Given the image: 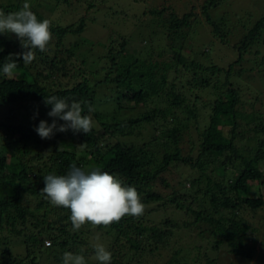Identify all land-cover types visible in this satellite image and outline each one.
<instances>
[{"label":"trees","instance_id":"1","mask_svg":"<svg viewBox=\"0 0 264 264\" xmlns=\"http://www.w3.org/2000/svg\"><path fill=\"white\" fill-rule=\"evenodd\" d=\"M216 1L211 0L210 5L204 7L205 10L213 7ZM88 6L94 7L92 3ZM21 8L20 2L7 5L0 3V10L6 14ZM166 10L169 12L168 8ZM206 14L208 22L224 40L226 34L221 32L223 22L217 23L207 11ZM172 16L177 19L172 24V29L187 27L188 30L195 14L191 12L179 18L172 13ZM85 26L86 23L83 21L76 28L67 27L59 30L51 27L50 30L61 39L59 43L63 44L68 35H81ZM263 38L264 17L252 28L244 31L238 46L235 47L239 52L238 61L235 63L245 65L250 62L246 56L252 54L250 52L255 45L264 49ZM123 39L122 50L117 54L112 55L110 52L107 55L110 65L103 67V70L108 71L103 79H98L100 71H95L92 83L83 72V82L57 90L46 84L51 78L50 72L39 71L38 78L30 71L33 62L25 65L22 57L16 59L18 69L14 77L9 79L4 76L2 68L9 55L12 54L15 59L17 54L25 50L21 46L17 49L10 42L5 44L0 41L2 49L0 75L9 79L10 87L16 91L5 96L0 94V106L10 107L9 118L15 123L5 124L0 120V128L5 130L3 135L8 140L4 149L0 151L1 260L9 256L8 245L14 237L24 239L26 245L29 242L33 247L43 246L39 253L47 264L46 258L51 261L53 249L56 247H60L58 250L68 249L69 239L76 244L82 241V244L87 245L89 240H97L99 236L97 241L110 247L112 242L125 238L139 254L143 242L147 243L151 247L150 251L154 253L160 248V244L163 247H169L172 242L178 245L177 234L199 226L201 228L205 226L197 235L202 243L195 246L194 254L190 258L191 263L215 264V255L220 250H226L238 257L254 258V240L258 229L243 217L242 211L246 209L257 211L264 206L262 197L260 199L251 197L252 183L264 181V173L259 169V164L264 159V114L253 107L252 111L243 108L242 104H247V101L244 103L242 101L246 91L244 87L240 88L233 83L235 63L229 67H222L213 61L201 62V58L200 62L191 61L174 50L171 54L173 62L168 58L171 50L165 47L158 48L155 42L148 41L144 36L141 38L125 36ZM36 52L44 54L39 50ZM68 53L74 55L72 50H68ZM178 64L193 73L196 84L208 85L211 77L217 78L211 90L220 98L211 106V111L203 121H200L198 111L204 108H197L195 104L199 97L196 96L194 100L188 99L187 93L178 90L174 83L170 84V71L174 65L178 70ZM236 73L243 79L250 75L243 68ZM191 91L192 89L188 90L189 93ZM53 95L66 98L69 102H83L82 114H91L98 126L87 134L69 130L64 133L56 132L51 139H41L34 129L41 120L47 121L49 125L52 123L53 118L47 115L52 106L46 105L44 100L45 97ZM163 95L172 99L171 102L167 99L168 108L162 107ZM113 102H117V110L107 111L110 103L115 104ZM174 105L183 106L189 117L181 119L177 113L172 114ZM89 106L94 109L92 113L88 112ZM139 106L143 109L139 112L138 118L132 115L123 118L125 112L136 111V107ZM20 111L27 113L26 120L31 121V125L25 122V115L20 121L18 117ZM37 112L35 120L38 121L33 122ZM170 117H173L172 122H169ZM193 120L200 142L198 145L192 142V149L186 154L181 144ZM57 123L59 125L64 122L57 119ZM244 125L248 128L239 132V128ZM151 127L155 133L148 134L150 138L148 142L143 141V137L133 144L126 140L128 137L145 136V130ZM109 137L113 141L104 148L101 144ZM239 137L248 142L249 151L237 147ZM251 141L255 142L254 145L250 144ZM10 147L14 148L15 153L27 156L30 161L19 164L9 162L11 155H7L6 152ZM196 148L198 155L194 158L192 153ZM73 163L86 170L99 166L102 171L116 175L126 186L135 187L146 206L143 215L125 216L118 223L107 227L86 224L74 233L64 227L55 228L54 224L45 218L51 215L53 210L47 209V205L52 204L41 192L44 187L43 177L48 174H66ZM183 168H190L188 177L179 175ZM169 174H174L173 180L178 183L176 186L167 179ZM187 183L191 184V188L182 192L181 188ZM164 189H169L170 195L166 194ZM41 198L45 200V204L40 206L41 203L38 201ZM159 202L164 206L173 207L172 211L182 213L186 219L179 222L170 217L166 222L174 223H171L169 230L152 225L150 217L155 214L154 212L157 213L158 207H161ZM31 204L43 211L39 213L37 222L43 228L46 226L47 230H52L50 238L53 239L55 247H52V244L48 247L44 245L42 230L38 236L26 234L27 220L32 215L28 207ZM154 205L156 207H153ZM44 207L47 208L44 210ZM54 210H60L68 215L64 220L55 219V222L70 219V209L54 206ZM146 210L148 211L145 212ZM16 213L24 220L23 223L19 222ZM192 218L194 219L190 222L189 219ZM203 242H207V246H204ZM180 253L181 250L174 252V257ZM75 254L81 252L77 251ZM81 255L85 257L86 251ZM56 258L57 261H63L61 257ZM114 263L122 264L119 260H114ZM0 264H4L3 261Z\"/></svg>","mask_w":264,"mask_h":264},{"label":"rangeland","instance_id":"2","mask_svg":"<svg viewBox=\"0 0 264 264\" xmlns=\"http://www.w3.org/2000/svg\"><path fill=\"white\" fill-rule=\"evenodd\" d=\"M19 2L20 5H23L26 0H0L1 4L5 3L6 5ZM27 2L30 3L31 11L36 14L39 20L49 19L51 21V27L55 29L62 30L67 27L76 28L77 25L83 21L86 23L85 30L81 35H68L63 40V44H60L59 40L61 41V39H59L56 34L52 33V40L48 45L47 51H45L43 55L36 52V58L33 61V66L30 68V71L38 78H40L38 75L39 71L45 70L46 72H50L51 78L46 84L54 90L65 86H72L81 81L83 82V72L86 73L85 76L89 78L92 83L94 82L93 73L95 71H100L97 78L103 79L108 73L107 70H103V67L110 65L109 60L106 58L107 55L110 52L112 55L117 54L119 50H122L124 43L123 38L125 36L126 38H141L144 36L148 41L155 42L158 48L165 47L171 50L172 52L168 55V58L172 61L171 54L174 50L191 61L200 62L201 58V62L202 60L205 63L213 61L222 67H229L231 64L238 61L239 52L236 51L235 47L241 40L244 31L247 28H252L264 17V0H217L213 4V7L208 10H205L204 7L206 5L209 6L211 0H86L85 2L77 0H68V2L66 0H27ZM90 3H92L94 7L88 6ZM166 8H168L169 12ZM206 11L210 14L213 21L217 23L223 22L221 32L226 34L224 40L215 32L212 24L208 22ZM157 12L159 13L156 15ZM191 12H193L195 16L188 30L187 27L172 29V24L177 20L172 16V13L182 18L184 15ZM120 36L122 38H120ZM111 40H113V43H111ZM0 41L5 44L10 42V44L12 46L14 45L17 49L21 46L15 34H0ZM76 44L79 46H76ZM261 48L263 47L257 45L252 48V52H250L252 54L246 56L250 62H247L245 65L239 63L233 65V83L240 88L244 87L246 91L243 94L244 99L242 101L243 103L247 101V104H242L243 108L248 111H252L254 108L264 114V49L262 50ZM68 50L74 51V55L68 53ZM63 60L65 61L64 63ZM177 68L179 72L175 65L170 71V84L174 83L177 85L178 90L187 93L188 99L191 98L194 100L196 96L199 97V100H197L195 104L197 108H204L198 111L200 115L199 119L203 121V118L211 111V106L220 98L211 90L217 78L211 77L208 85H203L201 83L196 84L192 72L185 70L183 65L180 64H178ZM241 68L249 72V77L243 79L239 73H236V71H239ZM189 89H192L191 93L188 92ZM11 93H16V91L10 87L9 79L0 75V94L5 96ZM167 97L165 98V95H163L164 101H162V107L164 108H168L167 101L169 100L168 102H171L172 100L171 97L169 99ZM113 103L115 104L111 105L110 103L109 107L107 108L106 106L104 109L106 110L107 108V111L117 110V102ZM9 109V106H0V120L5 124L15 125L9 118L11 116ZM142 109L143 108L139 106L136 107V111L125 112L123 118H128L131 115L134 118H138L139 112ZM171 113H177L181 119H187L189 117L183 106L180 105H174V110H172ZM24 115L25 122L31 125V121L26 120V118L28 119V117H26V112L20 111L18 113L20 121L24 119ZM30 117L32 118L33 116L30 115ZM37 121L38 120L33 119V122ZM172 121L173 117H170L169 122ZM15 122L20 125L19 122ZM96 124L98 125L97 121ZM189 126V131L187 130V133L184 134V142L181 144L186 154H189L190 149H192V142L197 145L200 142L199 135L195 131L194 120L191 121ZM247 128V125H244L242 128H239V132ZM4 131V129L0 128V151L3 150L6 146L5 144L8 143V140H6L3 135ZM145 133V136L128 137L126 140L130 144H133L139 142L143 137L142 140L148 142L150 140L148 134L155 133L154 128H147ZM111 141H113V139L109 137L103 141L101 146L105 148L112 143ZM236 143L240 150L249 151L250 147L246 140L239 137ZM254 143L253 141L250 142L251 145H254ZM14 151V148L10 147L9 151L6 152L7 155H11L9 162L19 164L30 161L27 156L18 152L15 153ZM197 151L198 148L192 153L194 158L198 155ZM259 169L264 173V159L260 162ZM189 171L190 168H183L179 172V175L188 177L190 175ZM167 179L173 182L175 186L178 184L177 181L175 182L173 180L175 179L174 174H169ZM252 184L251 197L259 199L262 197L264 202V181ZM190 188L191 184L187 183L181 188V191L185 192L186 189ZM170 193L169 189L166 190V194L170 195ZM38 203H41V206L45 204V200L41 198ZM158 204H160L161 207H158L157 213L154 212L155 214L150 217V223L152 225H158L159 227H163V229L169 230L171 223H174L166 222L170 217L179 222H183L184 219H186V216L182 213L172 211L174 210L173 207L164 206L162 202ZM156 205L153 207H156ZM47 206L48 208L44 207V210L47 208L48 210H53V213L51 212V215L45 218L53 223L55 228L59 229L64 227L74 233L72 231L70 219L67 218L65 222H55V219L61 218L64 220L68 215L60 210L55 211L53 205ZM28 207H30L32 212H29H31L32 215H30L27 220L28 229L25 231L26 234L28 236H38L39 231L42 230L44 245L48 247L49 245L47 243L50 242L52 247H55L54 243H52L53 239L50 238L52 230H47L46 226L43 228L41 224L39 225L37 222L39 213L41 214L43 211L36 208V205L33 204ZM147 211L148 210L145 212ZM242 214L253 227H257L258 229L257 236L254 240V258L247 259L238 257L228 253L226 250H220L216 255L214 254L216 257L215 264H264V206L257 211H252L251 209L243 210ZM15 216L19 218L20 223L24 222L17 213ZM40 218L42 217L40 216ZM193 219L194 218L189 219L190 222ZM68 225L69 227H66ZM204 228L205 226L203 228L199 226V228L184 230L176 236V239L179 240L178 245L172 242V245L169 247H163L160 244V248L154 253L150 251L151 247L143 242L141 245L142 250L139 254L138 250L135 251L131 246L132 244L125 238L121 241L112 242L115 245L113 246V244H111L110 247L108 244L100 243L96 239L89 240L87 245L82 244V241L76 244L75 241L69 239L70 243L67 246L68 249L58 250L60 247H56V250L53 249L51 261H55L54 263L49 261L48 258H46V261L47 264H63V261H57L58 259L56 257H61V259H63L65 252L75 254L77 251H80L81 254H83V252L86 251V264H100V262L95 259V245L100 243L112 253L111 264H115L114 260H119L122 264H130V262L132 264H178L176 261L179 260L182 261V263L179 264H193L190 262V258L194 254L193 251L195 250V246L202 243L197 235L201 233ZM26 240L28 241V238ZM24 241V239L20 240V238L14 237L12 242L8 245L7 251L10 253L9 256H7V258L5 257L4 260L0 258V263L3 261L4 264H46L43 261L44 257L39 253L43 246L33 247L29 242L27 245L24 244ZM203 245L207 246V242H203ZM179 250H181V253L174 257V252H178ZM11 253L12 256H10ZM1 255L2 248L0 249V256ZM210 256L212 257L213 253L210 254ZM33 260H35L34 263ZM199 264L205 263L201 262Z\"/></svg>","mask_w":264,"mask_h":264},{"label":"clouds","instance_id":"3","mask_svg":"<svg viewBox=\"0 0 264 264\" xmlns=\"http://www.w3.org/2000/svg\"><path fill=\"white\" fill-rule=\"evenodd\" d=\"M50 28L51 21L39 20L27 0L18 11L6 14L0 10V34H15L21 48L25 50L17 54L15 59L12 54L9 55L2 68L4 76L9 79L14 77L18 69L16 59L22 57L23 63L28 65L35 60L36 50L47 51L52 40ZM44 103L52 106L47 115L53 119L50 125L41 120L34 129L41 139H51L56 132L69 130L87 134L98 126L91 114H82L83 102H69L66 98L53 95L45 97ZM93 111L89 106L88 112ZM36 116L38 112L33 118ZM57 119L64 123L58 125ZM43 180L41 192L49 202L53 206L70 209L73 232H78L86 224L107 227L118 223L125 216H141L146 207L135 187L126 186L116 175L102 171L99 166L86 170L73 163L66 174H48ZM95 259L100 264H111L112 253L103 244L97 243ZM63 264H86V260L81 254L65 252Z\"/></svg>","mask_w":264,"mask_h":264},{"label":"built area","instance_id":"4","mask_svg":"<svg viewBox=\"0 0 264 264\" xmlns=\"http://www.w3.org/2000/svg\"><path fill=\"white\" fill-rule=\"evenodd\" d=\"M47 244H48V245H51V243H50V242H48Z\"/></svg>","mask_w":264,"mask_h":264}]
</instances>
